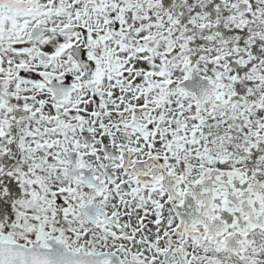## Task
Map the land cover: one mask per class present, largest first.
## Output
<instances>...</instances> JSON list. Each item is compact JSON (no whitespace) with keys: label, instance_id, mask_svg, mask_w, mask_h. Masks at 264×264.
<instances>
[{"label":"snow or ice","instance_id":"obj_1","mask_svg":"<svg viewBox=\"0 0 264 264\" xmlns=\"http://www.w3.org/2000/svg\"><path fill=\"white\" fill-rule=\"evenodd\" d=\"M0 264H264V0H0Z\"/></svg>","mask_w":264,"mask_h":264}]
</instances>
